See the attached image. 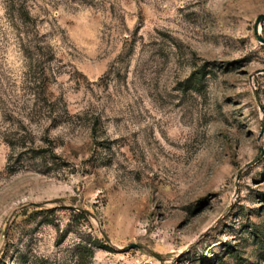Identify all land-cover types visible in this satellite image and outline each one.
Instances as JSON below:
<instances>
[{
	"label": "rangeland",
	"instance_id": "374dc122",
	"mask_svg": "<svg viewBox=\"0 0 264 264\" xmlns=\"http://www.w3.org/2000/svg\"><path fill=\"white\" fill-rule=\"evenodd\" d=\"M262 69L264 0H0V264H264Z\"/></svg>",
	"mask_w": 264,
	"mask_h": 264
},
{
	"label": "water",
	"instance_id": "95a60500",
	"mask_svg": "<svg viewBox=\"0 0 264 264\" xmlns=\"http://www.w3.org/2000/svg\"><path fill=\"white\" fill-rule=\"evenodd\" d=\"M264 69H262V71H263ZM264 132V123H263V126H262V131H261V133H263ZM256 161V159H254L253 161H251V162H249V163H247L246 164V167H248V166H250L252 163H254ZM242 171V170H241ZM33 205H35V206H42L43 205V203H33ZM138 246V244H136V243H133V244H131L130 245V248H134V247H137Z\"/></svg>",
	"mask_w": 264,
	"mask_h": 264
}]
</instances>
